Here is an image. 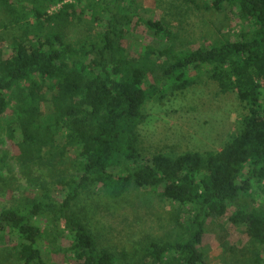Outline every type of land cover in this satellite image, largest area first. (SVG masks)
<instances>
[{"label":"trees","instance_id":"16d2710c","mask_svg":"<svg viewBox=\"0 0 264 264\" xmlns=\"http://www.w3.org/2000/svg\"><path fill=\"white\" fill-rule=\"evenodd\" d=\"M174 1L216 11L227 5L248 30L239 40L180 49L172 25L139 15L134 0H0V28L19 32L1 44L0 129L28 180L75 151L74 175L59 180L65 193L47 192L42 180L40 196L0 209V233L15 237L12 251L25 264H46L36 243L40 218L67 230L74 264H121L73 209L96 188L112 199L131 186L159 189L175 205L180 231L171 240L148 241L149 262L207 264L206 221L231 208L229 221L264 246V0ZM82 21L92 26L88 36L68 39L63 27ZM139 28L166 46L146 43L130 52L126 37ZM191 71L207 73L221 93L236 94L246 108L242 128L218 150L156 152L142 160L145 103L162 99L166 86L192 85Z\"/></svg>","mask_w":264,"mask_h":264},{"label":"rangeland","instance_id":"374dc122","mask_svg":"<svg viewBox=\"0 0 264 264\" xmlns=\"http://www.w3.org/2000/svg\"><path fill=\"white\" fill-rule=\"evenodd\" d=\"M133 5L139 15L163 18L172 25L178 34L175 48L192 49L224 39L235 41L241 38L242 30H248L227 5L220 11L174 0H134ZM89 27H92L90 23L82 21L63 28L68 39L77 40L88 36ZM13 34H19L15 27L0 28V53L5 49L1 44L10 41ZM126 41L132 53L139 52L146 43L160 47L167 44L145 36L141 28L128 35ZM191 75L194 76L192 85L181 90L166 86L162 99L145 103L146 119L138 128L142 160L149 161L156 152L175 155L188 150H218L242 128L246 108L236 94L221 93L203 71H191ZM16 152L0 129V209L25 204L40 196L45 192L40 186L42 180L46 182L47 192L65 193L66 186L60 185L59 180L74 175V150H69L62 159L35 169L29 174L30 181L18 165ZM174 206L159 195V189L131 186L120 199H112L98 188L87 190L73 209L83 217L96 241L108 247L121 264H158L144 259L143 248L150 240H171L179 233ZM232 209L206 221L202 247L207 264H264V246L251 242L242 224L234 225L229 221ZM37 223L42 234L36 243L46 264H74L66 239L68 232L61 223L42 218ZM14 239L0 233V264H25L12 251ZM258 254L259 261L256 260Z\"/></svg>","mask_w":264,"mask_h":264}]
</instances>
